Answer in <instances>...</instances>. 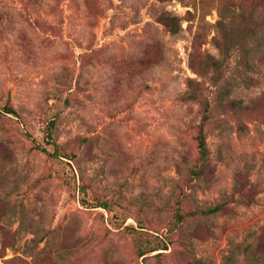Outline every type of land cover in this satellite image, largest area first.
<instances>
[{
    "label": "rangeland",
    "instance_id": "374dc122",
    "mask_svg": "<svg viewBox=\"0 0 264 264\" xmlns=\"http://www.w3.org/2000/svg\"><path fill=\"white\" fill-rule=\"evenodd\" d=\"M251 2L62 0L60 23L52 0H0V264H264V120L244 111L241 130L213 111L208 175L192 178L205 113L181 98L189 78L212 84L190 66L197 32L217 56L221 9ZM162 10L184 18L179 34ZM259 55L226 74L233 98L264 104ZM215 204L176 225L177 209Z\"/></svg>",
    "mask_w": 264,
    "mask_h": 264
},
{
    "label": "trees",
    "instance_id": "16d2710c",
    "mask_svg": "<svg viewBox=\"0 0 264 264\" xmlns=\"http://www.w3.org/2000/svg\"><path fill=\"white\" fill-rule=\"evenodd\" d=\"M52 1L53 4L50 5L49 12L53 15L55 20L61 23L63 20V11L61 8L62 0ZM25 3L26 5L41 6L43 0H25ZM263 6L264 0H254V2H251L249 10H247L246 7H242L239 11H233V14L228 20L224 17L225 8L221 9V19L215 24L218 27V33L212 37V41L218 49L217 56L203 49L202 46L205 43L202 39L203 35L200 31L196 34L193 50L190 54V66L203 78L210 76L209 79L212 80V84L206 86L202 81L189 78L187 83L188 88L181 97L185 101L198 102L202 105L205 113L203 118L204 122L200 123L198 126L199 129L196 135L198 162L190 168L192 178L202 179L208 175L209 170L207 169H209L210 149L205 125L212 122L213 111L224 108V111H229L237 115L241 130H244V127L242 126L243 123L240 121L239 115L244 111L254 113L256 118L264 120V104H260L259 98L252 102H245L242 99L238 100L233 98L232 93L236 86L235 82L239 77L233 76L236 78L232 77L233 79H231L230 76H226L234 64L236 66H239V64L242 66L243 70L240 71L241 74L247 73V70L253 67L251 59L255 54H260V57L258 56L259 61L264 62V50H261L264 46V36L258 33L259 27L256 19V16L262 18L264 15V9L262 10V8H264ZM157 19L172 35H177L183 30L184 18L170 10L160 11ZM37 20L38 19L35 21ZM237 25H240V29H237ZM234 73L233 71L232 74ZM249 79L254 80V82H256L255 84L258 82L254 77L249 76ZM240 80L241 79L237 82H240ZM4 108L7 113H15V109L9 105H6ZM52 128L53 127L50 128V134H52ZM57 149L58 147L56 150ZM42 150L46 151V149L43 148ZM237 191L240 195H244V186L241 184L240 187L239 185ZM223 206V204L197 206L195 209L189 211H184L179 208L175 214L176 225L178 226V224L182 223L189 216L216 214L223 209ZM132 230H135V228ZM260 231L255 245L259 250H264V227H262ZM145 246L146 245L140 244L138 247L140 257L161 249L160 247H150L146 249Z\"/></svg>",
    "mask_w": 264,
    "mask_h": 264
}]
</instances>
